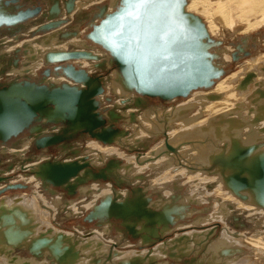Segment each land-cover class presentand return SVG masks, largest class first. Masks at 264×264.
Returning a JSON list of instances; mask_svg holds the SVG:
<instances>
[{
    "label": "bare ground",
    "instance_id": "bare-ground-1",
    "mask_svg": "<svg viewBox=\"0 0 264 264\" xmlns=\"http://www.w3.org/2000/svg\"><path fill=\"white\" fill-rule=\"evenodd\" d=\"M85 1H88V6H85L86 2L79 1L81 5H84L83 8L80 5L79 9L77 8L79 10L78 14H71L69 16L72 17L68 19L74 21L78 20L80 19V14L86 9H94L98 6L107 5L105 0ZM41 2L43 7L40 9L41 12L44 11L42 13V15H44L49 10V7L46 6L45 0H41ZM54 2L52 3L54 4ZM74 5H76L75 2ZM186 10L197 16L202 15L205 17L207 24L203 22L211 37L218 34L223 35V33L227 31L232 32V34H230L231 36L234 35V32L240 30L239 33L247 34L258 28L264 27V0H188ZM41 12L39 13V17ZM95 13L97 12L94 10L90 12V14L86 12L85 16H87L90 21L95 20L94 17H92ZM36 22L38 21H34V23ZM97 22L98 21L95 20V23ZM72 24L73 22L70 24V28L68 27V31L71 29L73 33H77V27H79L80 24L79 26L77 25L76 28L72 26ZM63 32H65V29L59 28V30L49 33L48 36H43L40 38L41 40L37 38L38 36H34L35 38L31 37L32 39H30V41L32 42L30 43H27L29 40L25 42H19V40L17 48L21 49L22 46L24 47L27 43L25 45L26 53L24 54L28 56L29 53L31 54L25 61L26 65L33 62L36 66L40 62V59L45 57L44 52L46 49L48 50L50 48L49 51H65L67 47L71 46L69 45L70 41L68 40L65 42V37H62ZM59 33H61V36H59ZM67 33L70 34V32H66V34ZM10 34L12 33L10 32ZM79 34L81 35L80 32ZM12 36L14 35L12 34ZM58 36L61 41L57 43L49 42L51 40L50 38L55 40ZM253 39L257 40L255 37ZM255 41L253 40V43H255ZM71 42H73L74 45L87 44L86 41L81 40L78 34ZM257 42L255 45L248 43L245 47L256 48ZM15 43H17V41ZM88 44L90 45V43ZM90 47L91 48L88 50L98 54L100 58L99 62L104 65L103 68L107 71V76H97L102 85L104 84L105 87L109 83V87L107 88L120 94L122 97L121 103L124 104V107L132 108L134 106L132 109L137 111L144 107L149 109L151 104L147 99L139 98L142 102L136 104L138 99H136L134 95L122 92L117 83L113 82V78L109 80L108 72H110V65L108 55L94 45ZM223 50L229 51V49L226 48H223ZM227 52L222 55V61L226 63L230 62L231 59ZM103 54L104 56H102ZM33 58L35 59L34 61ZM28 60H31V62ZM84 63L85 61H83L82 64ZM24 68L23 70H26ZM32 68L29 67L27 70L32 72L36 70H32ZM89 68L91 69V67ZM14 74L17 79L21 76V73L14 72ZM93 77H95V75ZM191 95L190 99L182 103L173 104V102L169 106H162V110H160L162 113L153 110L157 115L155 117H153L155 114L151 117L146 116V114L144 116L145 119L143 117L144 120L142 122L140 121V127L143 129V132L141 131L142 133L134 132L132 136L120 135L116 139L119 144L113 143L121 147L140 149V147L146 146V141H149L151 137L160 134L166 135V145L164 144L157 149L148 150L149 152L145 155L143 154V156L139 154L128 156L114 146L89 142L90 144L88 147L91 148V151H93L95 155L91 158L92 155L89 156V154H86L88 158L82 157L80 160L82 164L87 163V166L84 167L85 175L74 177L67 182V185L73 191L71 194L74 195H70L69 192L62 188L53 187L50 183L36 179L30 171V168L34 165L49 160L71 162L70 160L64 161L60 154V151L63 152L66 149L65 147L69 146L62 145L59 148L54 146V149L59 151L56 155L48 153V148L40 150L42 152L39 153L29 147L31 138H37L35 135L27 136L26 140L20 139L21 142L19 143H21L23 147L11 151L13 156L10 157L7 164L11 165V168L7 170V166L3 169V177L7 171H20L21 168L24 167V169L20 171L24 179H22L21 176L20 181L22 183L18 184L14 182L11 183L4 177L5 180L0 183V191H6L7 189L5 188L7 185H26L29 188L35 187L39 192L34 190L33 196L23 194L0 198V264H116L122 260L131 258L134 259L132 261L133 264H145V260H149L148 262L151 264H170L168 260L164 263H156L154 261L151 262V259H158L160 257L159 253L162 251L165 252L171 248L172 250L178 248L176 249L178 251L191 249L195 252L198 249L199 253L201 249H211L214 244L219 246V248H216L217 246L213 248L218 249H215L216 253L221 250L230 251L228 256L223 257L224 262L218 263L219 261H217L216 264H264V231L254 230L255 227H257V223H259V225H264V209L254 207L249 200L243 202L233 196L230 191L225 190L223 188L222 178L219 174H207L203 172V168H210L209 153L207 152L211 151L213 148L221 149L223 145L235 139H239L244 143L260 141L263 144L264 52H258L242 61L238 70L231 72L215 82L213 87L209 90L193 92ZM161 103L167 104L165 102ZM194 107L197 108V111L193 113L191 111ZM152 108L154 109L153 106ZM132 113L135 115L134 121H136V117H138L136 111L134 112L131 110L127 116H131ZM118 116L122 118L121 115L118 114ZM123 116L127 119L125 115ZM175 126L177 130L174 129L176 128ZM53 129L55 128L53 127ZM167 129H170V132L169 130L166 132ZM59 131V128L54 130L55 133ZM63 134L65 135V131ZM56 135L58 137L61 136V134ZM149 135L151 137H148ZM126 136H129V138ZM165 148L169 151L166 152L167 150ZM4 149L3 146H0V153L4 152ZM159 150H162L161 155L156 154ZM109 156L112 159L107 163L106 158ZM89 162L94 163L96 168H89ZM119 165L120 168H118ZM147 167H151L154 171L155 169H160V173H155L157 176H154L153 181H151L152 186L148 183L138 182V180L145 179L142 173H144ZM94 169L98 172L100 170L107 171L106 169H110L111 173L116 175L117 179H119L120 184L117 186L119 189L116 188L111 178L108 185L102 183L100 179L79 184L75 182L78 178L88 179L91 174L98 173ZM130 173L132 175L131 178L128 176ZM180 184H188L189 187H191L188 195L183 197V194L182 196L179 193L177 194V191L179 192L181 189ZM133 189L135 190L133 192V198L128 199V193L132 192ZM41 191L45 194L52 195L51 200H47L49 197L43 198L42 194L39 195V193H42ZM151 194L158 195L161 198L157 203H152V205L161 204L162 208L151 210L148 204L150 202L147 204L141 202L143 199H140V195L151 197ZM76 195L79 196V198H85V200L77 201L76 199H70ZM104 195H114L116 196L115 199L126 200L118 202V206L114 209L112 207L108 209L106 205L108 210L101 207L93 212L96 216H101V218L99 219L96 217L90 222L94 223L95 220H98V223H95V225L99 224L98 226L102 227V230H88L78 226L77 235L74 232H66L58 229L60 225L58 226L57 224L59 223L55 222V220L59 219L58 215H60L59 220L66 217L69 219L87 217L89 214L88 211L91 210L94 204H98L97 202H99L101 196ZM172 196H175L176 199H178L179 196L178 200H180L179 203L182 204V207H180L182 210L178 211L179 207L174 203H170ZM209 198L213 200V202L215 201L214 211L208 217L199 216V219L196 220L195 223L201 224L210 220H218V222L224 223L223 228L214 226V228L212 227L211 229L201 232L190 231L187 232V234H179L176 235L174 239H168L150 250L146 249L150 246L149 244L142 245L143 242H149L151 244L154 243L155 239H162L160 233L161 229L157 230V228L154 227L157 225L155 224L156 221L159 220L163 226L166 224L167 228L165 227V229H163V232H166L169 230L168 227H170L167 224L168 219L173 218L174 213L176 217L181 216L183 206L192 203L201 205ZM60 199L64 201L61 203ZM114 201L113 198L110 197L105 203H113ZM17 204H19V206ZM24 205H26L25 207L27 208H24ZM142 209H146V213H151L145 214L148 219H151L150 221H153V223L150 222V228L147 229L149 232H146L151 233V237H154V239L143 236L141 240H137L136 244H131L130 240L127 239V230H129L128 227L131 228L134 231L133 234L136 235L135 238H137L140 228L131 224H136L139 219L136 213L145 212H143ZM201 210L194 207V209L186 213L187 219L191 214L197 212L201 213ZM112 211L116 213H121L123 211L130 213L125 215V219L120 218L123 221V225L126 227V233L124 235L121 233L119 236H111L112 238L110 237L111 239H109L107 243L105 241V238H108L106 234L110 233L114 225V223L109 220L113 217L111 216ZM170 214L173 217L169 216L168 218L167 215ZM140 216L144 215L141 214ZM241 218H243L246 223L248 222L247 225L254 227L252 231L253 234L247 235L246 233L233 232L229 226H227L230 224L229 219L234 221L232 222L233 227H235V223H238L237 225H243ZM260 219L262 220L261 222H259ZM186 223L187 222H182L176 225L177 227H175L177 229L174 228L170 235L175 230L182 231V227L183 225L186 226ZM217 224L220 225V223ZM217 230H220V236L218 240L213 242L214 244L212 243L210 246H207L204 240H201L200 243L199 240L197 241L196 239L209 236L207 233L212 234L214 231L217 232ZM180 239L184 240L176 244ZM191 242L196 246L191 244ZM126 245L129 247L143 248L144 250H114L116 247L123 249ZM236 245L240 247H236ZM197 246H201V249ZM243 247L249 250V252L233 256V254L241 252ZM23 249H25L23 252V256L25 257L21 258L19 253ZM31 249H34L36 254L33 252L30 254L29 251ZM171 255L173 256V254ZM217 259H219V257Z\"/></svg>",
    "mask_w": 264,
    "mask_h": 264
},
{
    "label": "water",
    "instance_id": "water-1",
    "mask_svg": "<svg viewBox=\"0 0 264 264\" xmlns=\"http://www.w3.org/2000/svg\"><path fill=\"white\" fill-rule=\"evenodd\" d=\"M74 2L75 0H68L65 3L67 15L74 11ZM187 3L188 0H115L96 11L93 17L98 20L97 23L95 20H89L91 30L85 38L91 45L108 55L109 80L113 78V82L117 83L122 92L134 95L138 99L136 104L142 102L139 98L158 99L165 103L186 99L194 91L210 89L226 74L225 67L229 63L222 61V55L227 51L223 50V41L213 39L209 35L203 20L186 10ZM37 5L38 0H0V32L2 27H7L8 32L13 31L15 36L21 30L27 29L26 25L19 27L22 24L38 23L36 27L38 29L29 34L33 37L59 30L66 23V19L58 18L61 13L57 3L50 6V9L40 17L38 14L41 9L34 8ZM10 6V10L16 12L14 15L5 13L4 8ZM23 7L24 9H20ZM34 21L38 22L34 23ZM0 35L2 36V33ZM70 35H66L67 37L62 35V37L69 38ZM14 40L18 42L20 38L17 37ZM0 41L3 44L1 39ZM245 41L246 38H242L236 50L230 52L231 62H236L241 56L249 55V52L245 50ZM90 46L88 49L91 48ZM99 59L98 54L91 50L49 51L43 58V63L47 66L54 65V72L46 67L43 72L46 78L42 81L38 83L30 81L29 72H25L19 77L24 78L21 82H17L16 78L8 82H0V145L5 148L1 154L10 159L13 156L11 148H22L19 142L23 138L19 136L26 130L29 136L37 137L33 141L36 150H45L55 146L56 143L60 145L64 139L81 132L87 133L95 141L105 145L118 143L116 139L120 135H127L125 130L115 128L114 122L109 121L121 119L114 110L107 114L99 112L102 104L99 98L102 97L105 89L99 77H93L87 70L76 68L70 63L74 60H86L89 63L94 62L93 68L98 69L102 66ZM14 64L16 66L17 61ZM50 72H53L55 80L61 78V81L51 80ZM4 74V70H0V81L5 77ZM110 100L106 98V101ZM121 109L124 111L127 107ZM134 116L132 113L128 117L130 122L134 121ZM34 123L38 124L33 125ZM59 124L64 125L65 135L42 136L45 129ZM164 137L166 145V135ZM14 139L17 141L11 145L7 144ZM127 150L130 152L133 149L127 148ZM161 151L159 150L156 154L161 155ZM207 153H209L210 168H203L205 170L203 172L219 174L223 187L231 194L243 202L249 200L257 208L264 209V146L262 142L244 143L235 139L223 145L221 149L213 148ZM7 166V170L11 168V165ZM85 166L87 163L82 164L77 160L71 162L49 160L34 165L30 171L36 179L74 195L71 194L73 191L67 182L77 177L80 174L79 171ZM23 169L24 167L21 168ZM106 170L93 173L88 179L78 178L75 182L79 184L99 179L110 182L111 178L117 187L120 184L119 179L111 173L110 169ZM3 174L4 171L0 170V183L5 180ZM18 187L23 186L7 185L5 189ZM110 197L115 201L105 203ZM115 197L114 195L101 196L99 205H93L85 220L91 221L98 217L93 212L101 207L106 208V205L108 209L116 208L118 202ZM179 210L182 209L179 207ZM128 213L130 212L112 211L111 216L115 219H125ZM136 214L140 220L144 221L141 227L143 224L153 223L146 217V213H142L144 216H140L141 213ZM167 216L169 218L171 214ZM183 216L185 217V215L178 217L183 219ZM98 218L100 219L101 216ZM106 218L108 219V216ZM176 219L174 217L168 219L167 224L170 227L166 232H163L166 224L163 226L159 220L155 222L162 226L160 232L162 237L173 231ZM98 225L96 227H99ZM128 229L132 231L131 228L128 227ZM131 234L135 237V234ZM30 252L36 254L34 249ZM133 260L125 259L116 264H133ZM152 261L154 258L151 259Z\"/></svg>",
    "mask_w": 264,
    "mask_h": 264
},
{
    "label": "rangeland",
    "instance_id": "rangeland-1",
    "mask_svg": "<svg viewBox=\"0 0 264 264\" xmlns=\"http://www.w3.org/2000/svg\"><path fill=\"white\" fill-rule=\"evenodd\" d=\"M35 1V0H34ZM46 1V6L47 7H49V9H50V6H52L53 5V3L52 2H54L55 0H45ZM68 0H59V2H58V0L56 1V2H54V3H57L58 5H59V7H60V17H58V18H60V19H66V23H64V26H61L60 28H64L65 29V32H63V35L65 36V37H67L66 35L67 34H69V33H67L66 34V32H70V34H73V36H71L70 34V36L71 37H69V38H65L64 40H65V42H67L68 40L70 41L69 42V45H71V46H69V47H67L65 50H70V49H72V50H74V49H78V50H84V51H88V47L91 45V43L90 42H88V40L85 38V35L86 34H88L89 32H90V30H91V28H90V26H89V18H87V16H85L86 15V12L87 13H89L90 14V12H93V10L95 11V9H96V11L98 12L99 11V8H101V6H98V7H96V8H94V9H86L85 11H83L81 14H80V19H78V20H70V19H68L69 17H72V16H69V15H67L66 14V5H65V2H67ZM86 2V4H85V6H88V1H85V0H75V3H76V5H74V7H75V9H79V6L81 5L80 4V2ZM106 1V3L108 4V3H110L111 2V0H105ZM48 2V3H47ZM94 3H98V2H94ZM101 3V2H100ZM38 4L41 6V7H43V4H42V2H41V0H38ZM97 5V4H96ZM99 5V4H98ZM83 4L81 5V7L83 8ZM89 6H90V4H89ZM103 6V5H102ZM64 7V8H63ZM74 9V10H75ZM76 10V11H74V12H72L71 14H74V15H76V14H78V11L79 10ZM63 11V12H62ZM44 12V11H43ZM43 12H41V14H40V16L42 15V13ZM70 14V15H71ZM82 15V16H81ZM93 15V14H92ZM79 16V15H78ZM200 17H201V19L205 22V24H207V22H206V20H205V17L204 16H202V15H199ZM38 17H39V14H38ZM86 17V18H85ZM93 17V16H92ZM204 17V18H203ZM75 19H76V17H75ZM96 21H98L97 19H96ZM73 22V24H72V26H75V28H76V26L78 25L79 26V24H80V26L79 27H77V33H73V30H71V29H69V31H68V27L70 28V24ZM82 22V23H81ZM83 22H85V23H83ZM11 28V27H10ZM35 29H38V28H34V29H32L31 31H30V33H32L33 31H35ZM1 30H2V28H1ZM236 30V29H235ZM56 31V30H55ZM237 31V30H236ZM241 31V30H240ZM240 31H237V32H234V35L233 36H231L230 34H232V32H224L223 33V35H221V34H218V35H215L214 37H212L213 39H217V40H221V41H223V46H224V48H226V49H229V51L227 52V54H229L230 55V52H232V51H234V50H236V47H237V45L238 44H240L241 43V39L242 38H246V41H245V44L244 45H246V44H248V43H251L252 45L254 44L255 45V43L257 42V40H258V42H257V44H256V48L254 47V48H252V47H246L245 48V50L247 51V52H250L249 53V55H247V56H243V57H241V58H239L236 62H231V59H230V62H228L229 64L225 67V69H226V74L224 75V76H222L221 78H223V77H225V76H227L228 74H230L231 72H233V71H236V70H238V68H239V65H240V63L242 62V61H244L245 59H247V58H249V57H251V56H253V55H255V54H257L258 52H264V27H262V28H258L257 30H254V31H252V32H249V33H247V34H242V33H239ZM8 32V31H7ZM52 32H54V31H52ZM79 32L81 33V35L79 34ZM11 33L12 34H14L13 33V31H11ZM30 33H28L27 34V36H24V37H20V41L19 42H21L22 40H24V38H26L24 41H22V42H25V41H28L27 43H30V42H32V41H30V39H32L30 36H29V34ZM51 33V32H50ZM18 34V33H17ZM66 34V35H65ZM74 34H76V35H74ZM77 34L80 36V38H81V40H84V41H86L87 42V44L86 45H84V44H76V45H74L73 44V42H71L72 41V39H74L76 36H77ZM9 35H11V34H9ZM41 34H37V35H35V37L36 36H40ZM49 35V33L48 34H46V36H48ZM10 37H14V36H10ZM34 37V38H35ZM257 38V40L256 39H253V38ZM15 38H17V37H15ZM21 38H23V39H21ZM41 40V39H40ZM253 40L255 41V43H253ZM15 41V40H14ZM78 41V40H77ZM1 42V41H0ZM16 42V41H15ZM15 42H12V43H7L6 44V46L7 47H9V50L11 51V52H13V54L15 55V61H17V63L20 65V63H19V61H18V59H19V57L17 58V60H16V57L18 56V55H20V56H25V57H27V54H24V53H21L22 52V50H26V48H25V45L27 44H25L24 45V47L22 46V48L21 49H19V48H17V45L19 44V42H17V43H15ZM85 43V42H84ZM88 43H90V45L88 44ZM3 47V46H5V44H4V42H3V44H2V42L0 43V47ZM11 46V47H10ZM82 48H81V47ZM15 47V48H14ZM79 47V48H78ZM232 49V50H231ZM50 50V48L47 50H45V55H46V53H48V51ZM103 53V52H102ZM106 54V53H105ZM102 56H104V54L102 55ZM42 60V61H41ZM29 62H31V60H28ZM83 61H85V63L84 64H82L83 63ZM40 62H41V64H40ZM40 62L35 66L34 65V63L33 62H31L30 64H29V66L32 68V67H34V68H32V70H35V71H33L34 73H29V77H30V81H32V82H35V83H38L39 81H42L43 80V78H46V77H44V75H43V72H44V70L46 69V67H48L49 69H51L52 71H53V67H54V65H45L44 63H43V59H40ZM72 65H74L76 68L77 67H80V68H82V69H84V70H87V72L89 73V75H91V76H100V75H102L103 77H105V76H107V71H105L106 69L105 68H103L104 67V65L102 64V66L100 67V68H98V69H94L93 67H92V63H89V62H87L86 60H77V61H71L70 62ZM24 66H27L26 65V63H25V61H24ZM40 64V67L38 68V65ZM86 64V65H85ZM17 65V64H16ZM89 67H91V69L89 68ZM5 72V71H4ZM54 72V71H53ZM53 72H50V73H52L51 74V76H50V79L51 80H54L55 81V79H53V78H51V77H54L53 76ZM5 75V77L2 79V81H0V82H8V81H10V80H12V79H15V77H16V75L14 74V73H7V74H4ZM18 75V74H17ZM220 78V79H221ZM17 79V78H16ZM219 79V80H220ZM22 80H24V78L22 77V78H18L17 79V82H21ZM219 80H217V81H219ZM60 82L61 81V78H57L56 79V82ZM216 81V82H217ZM108 85H109V83H108ZM105 86V89H104V94L102 95V97L101 98H99V100L102 102V104H101V108H100V110H99V112L100 113H102V114H107V112H109V111H111V110H114V112H116L117 114H119V115H121V119H115V120H112V119H110L109 117V121H112V122H114V124L116 125V127L115 128H119V129H123V130H125L126 132H127V135H129V136H132L133 135V133L134 132H138V133H140L141 131L143 132V129L140 127V123L145 119V115L146 116H149V117H151V116H153L154 114V116L153 117H155V116H157L156 115V113L153 111V110H157V112L158 113H162L160 110H162V106H169V105H171L172 103H167V104H162L161 102H157V100H153V101H149L150 102V104H151V110H150V108L149 109H147V108H140L138 111L137 110H135V109H132V108H127L125 111H123L121 108L122 107H124V104L123 103H121V99H122V97L120 96V94L119 93H117V92H114V91H112L111 89H108L107 87H109V86ZM204 91H206V90H209V89H203ZM198 91H202V90H197V91H194V92H198ZM191 96L192 95H190L188 98H186V99H178V100H176L173 104H178V103H182L183 101H186L187 99H190L191 98ZM106 98H110L111 100L110 101H106ZM152 106L154 107V109L152 108ZM158 107H159V109H158ZM136 111V113H137V115H138V117H136V121H133L132 123H130V121H129V118H128V113L130 112V111ZM127 111V112H126ZM152 111V112H151ZM197 111V108H193V110L191 111V112H196ZM151 114V115H149V114ZM125 115L126 116V118L127 119H125V117L123 116V115ZM191 115V114H190ZM143 117H144V119H143ZM141 121V122H140ZM109 123V122H108ZM35 124H38V123H34L33 125H35ZM176 127V126H175ZM55 129H53V127H49V128H47V129H45V131H44V133L42 134V136H49L50 134H61V135H63V129H64V125H62V124H59V125H57V126H55L54 127ZM59 128V132L58 133H55L54 132V130H56V129H58ZM174 128V127H173ZM53 129V130H52ZM174 129H176L177 130V127L176 128H174ZM139 130V131H138ZM168 130H169V132H170V129H167V131L166 132H168ZM141 132V133H142ZM30 134H29V132L26 130L23 134H21L20 136H19V138L21 137V138H23V139H27V136H29ZM33 136V135H32ZM129 136H126L127 138H129ZM147 136V135H146ZM165 135H162V134H160V135H158V136H154V137H151L150 135L148 136V137H151V139L149 140V141H146V146H147V149L145 148V147H140V149H133L132 151H128L127 150V148H130V147H121V146H119V145H117V144H112L111 146H114L115 148H118V150L119 151H121V152H123V153H125L126 155H128V156H130V155H137L138 154V152H140L139 153V155H142L143 156V154L145 155V154H147V152H149L150 150H153V149H157V148H159V146H162V145H164V141H165V137H164ZM34 139H36V138H34V137H32L31 138V140H30V146L29 147H31V149L32 150H34V151H36V152H39V153H41L42 151H40V150H36V148H35V146L33 145V141H34ZM14 141H17V140H11V141H9L7 144L8 145H11ZM93 143V142H96V143H99V142H97V141H95L93 138H91L87 133H76V134H74L73 136H72V138H67V139H64L63 141H61V143H60V145L59 144H57L56 143V145H55V147L57 146L58 148L60 147V146H62V145H66V146H69V147H65V148H63V149H65L63 152L62 151H60V154L62 155V158H63V160L65 161V160H70V161H73V160H78L79 162H80V160L82 159V157H86V158H88L87 156H86V154H89V156H91V158H93L94 157V152L93 151H91V148L90 147H88L89 146V144L90 143ZM99 144H101V143H99ZM263 144H264V141H263ZM87 145V146H86ZM102 145H104V144H102ZM1 146V145H0ZM9 147V146H8ZM14 148H11V151L13 150ZM142 149H146V150H144V151H142ZM48 153H52V154H58L59 153V151L57 150V149H54V146H52V147H49L48 149ZM73 150H75V151H73ZM138 150V151H137ZM149 150V151H148ZM29 151H31V150H29ZM146 152V153H145ZM28 153H30V152H28ZM73 153H77V154H73ZM27 156V155H26ZM110 159H112L110 156L109 157H107L106 158V160H107V163H108V161L110 160ZM116 159V158H115ZM8 162H9V158L8 157H4V155H2L1 153H0V170H3L4 168H6V166H7V164H8ZM34 162H36V161H34ZM81 163V162H80ZM89 164H90V166H89V168H96V165L94 164V163H91V162H89ZM141 166V165H140ZM118 168H120V165L118 166ZM151 167H147V169L146 170H144V173H142L143 175H144V177H145V179L144 180H138V182H140V183H148V184H150V186H152V183H151V181H153V179H154V176H157V174H159L160 173V169H155V171L151 168ZM95 171H97L96 169H94ZM21 171V170H20ZM20 171H16V170H11V171H7L6 173H5V178L8 180V181H10L11 183L12 182H14V183H18V184H21L22 182L20 181L21 179H20V177L22 176V173L20 172ZM98 172V171H97ZM158 172V173H157ZM79 175L78 176H80V175H85V174H83L84 173V169H81L80 171H79ZM82 173V174H81ZM155 173H157L156 175H155ZM20 175V176H19ZM129 176V178H131L132 177V175H131V173H130V175H128ZM19 178V179H18ZM22 179H24V177L22 176ZM185 179V178H184ZM101 182L102 183H104V184H106V185H108V182H104V181H102L101 180ZM181 185V184H180ZM33 188V189H32ZM117 188V187H116ZM191 187H189V185L188 184H182L181 185V189L179 190V192L177 191V194L179 193V194H181V196H182V194H183V197L185 196V195H188V192H190V189ZM225 190H227L225 187H223ZM117 189H119V188H117ZM34 190H36L37 192H39L35 187H31V188H29L28 186H26V185H23V187H18V188H15V189H7L6 191H3V192H1L0 193V198L2 197H7V196H12V195H15V196H19V195H30V196H33V192H34ZM184 190V191H183ZM228 191V190H227ZM42 193H39V195L40 194H42V196H43V198H47V197H49V198H47V200H51V198H52V195H50V194H45L43 191H41ZM133 192L134 191H132V192H130V193H128V195L129 196H127V198L129 199V198H133ZM146 196V195H145ZM180 196V195H179ZM179 196H178V199H179ZM234 196V195H233ZM150 197V196H149ZM236 197V196H235ZM237 199H239L238 197H236ZM70 199H76L77 201H81V200H85V198H79V196H75V197H72V198H70ZM89 199V198H88ZM101 199V198H100ZM161 198L158 196V195H154V194H151V201H149L150 203H149V209H151V210H156V209H158V208H162V205L161 204H157V205H155V206H153L152 205V203H157L159 200H160ZM178 199H176L175 198V196H172L171 197V201H170V203H174L177 207H182V204H180L179 203V201L180 200H178ZM126 200V199H125ZM124 199H121V200H118V198H117V202H122V201H125ZM239 200H241V199H239ZM60 201H61V203L64 201V200H61L60 199ZM163 201H165V200H163ZM242 201V200H241ZM99 202H100V200H99ZM99 202H97L98 203V205H99ZM169 202V201H168ZM21 203V202H20ZM214 204H215V201L213 202V200H211L210 198L206 201V202H204V203H202L201 205H195V204H190V205H187V206H183V211L181 212L182 213V215H185V217L183 216V219H180V217H177V219H176V215H174V218L177 220V222H176V225H178L179 223H182V222H187L186 223V226L185 225H183V227H182V231H178V230H175L170 236H169V238H174L176 235H181V234H187V232H190V231H192V232H201V231H204V230H207V229H211L212 227L214 228V226H216V227H219V228H223L224 227V223H222V222H218V220H210V221H208V222H206V223H195V221L196 220H198L199 219V216H205V217H208L210 214H212V212L214 211ZM18 206H19V204H17ZM209 205H210V207H209ZM26 205H24V208H27V207H25ZM54 206V205H53ZM254 207H256L255 205H253ZM194 207H196V208H198L199 210H201L200 212L201 213H194V214H191V216L189 215V218L187 219V215H186V213L188 212V211H190L191 209H194ZM208 208V209H207ZM204 210V211H203ZM91 210H89L88 211V213L90 212ZM153 212V211H152ZM87 213V214H88ZM58 214V213H57ZM86 214V215H87ZM181 215V216H182ZM207 215V216H206ZM57 217V216H56ZM58 217H59V219H60V215H58ZM54 218H55V216H54ZM85 216L82 218V217H80V218H75V219H69L68 217H66V218H64V219H61V220H59V219H57V220H55V222H57V223H59V224H57L59 227H58V229H61L62 231H66V232H74L75 234H77V227L78 226H80L81 228H86V229H88V230H91V229H96V230H99V229H101L102 230V227H96V225H95V223H98V220H95V222L93 223V222H90V221H87V220H85ZM242 219V224L243 225H237L238 223H235V227H233L232 226V222H234V221H232L231 219H229V222H230V224H228L227 226H229V228L231 229V231H233V232H238V233H246L247 235H249V234H253L252 233V231H253V226L252 227H250L249 225H247L248 224V222L246 223V221L243 219V218H241ZM85 220V221H84ZM109 220H111L113 223H114V225H113V229H111L110 230V233H107L106 235H107V237L108 238H105V241L108 243V240L109 239H111L112 237L111 236H119V235H121V233H122V235H124L126 232V227L123 225V221L120 219H115V218H110ZM235 221H237V220H235ZM262 220L260 219L259 220V222H261ZM141 223H144V221H142V220H140V219H138L137 220V222H136V224H131V225H135L136 227H139L140 228V232L137 234L138 236H137V238H135V239H132L131 237H130V235L127 233V239L128 240H130V243L132 244H136V242H137V240H141L142 239V237L143 236H148V237H151V233H147V232H145L147 229H149L150 228V225L148 224V225H145V224H143L142 225V227H141ZM192 223V224H191ZM217 223H220V225H218ZM197 224V225H196ZM215 224V225H214ZM222 224V225H221ZM163 225V224H162ZM218 225V226H217ZM247 225V226H246ZM53 226H54V224H53ZM52 226V227H53ZM153 226V225H152ZM242 226V227H241ZM256 226L257 227H255V229L254 230H263L264 231V225H259V223H257L256 224ZM262 226V227H261ZM154 227H156L157 228V230H160L161 228H162V226H160V225H156V226H154ZM260 227V228H259ZM175 229H177L176 227H175ZM245 231V232H244ZM179 232V233H178ZM104 233V232H103ZM78 235V234H77ZM35 236H37V235H35ZM219 236H220V230H217V232H213L212 234H210L209 235V237L208 236H206V237H199V239L198 238H196L197 239V241L199 240V242L201 243V240H204V242L206 243V245L208 246H210L213 242H216L217 240H218V238H219ZM111 237V238H110ZM162 237V236H161ZM152 238V237H151ZM154 239V238H153ZM166 240H168V239H165V240H162L161 239V241L159 242V241H157V240H154V243H157V244H155V246H157V245H159L160 243H163L164 241H166ZM184 239H180V240H178L177 242H176V244H178L179 243V241H183ZM191 244H193L192 242H191ZM214 244V243H213ZM194 245V244H193ZM131 246V245H130ZM155 246H153V245H150L149 247H147L146 249L147 250H150V249H153ZM194 246H196V245H194ZM214 246L216 247V248H219V246L216 244H214L213 246H212V248L211 247H209V248H211V249H209V250H205V249H201V246H197V247H199L200 249H201V252H199L198 253V249H197V251L195 252V251H193V250H191V249H187V250H185V251H178V250H176V249H178V248H176V249H173L172 250V248L171 249H169V250H167V251H165V252H161V253H159V255H160V257L158 258V259H154V262H156V263H164L166 260H168L169 261V263L170 264H216V262L217 261H219L218 263H221L222 261H223V257H226V256H228L229 255V253H230V251L228 252L227 250H221L220 252H218V253H216V250H218V249H213L214 248ZM225 246H227V245H225ZM225 246H222V247H225ZM236 247H240V246H237L236 245ZM133 250V251H142V250H144L143 248H135V247H129L128 245H126V247H124L123 249L122 248H119V247H116V248H114V250H117V251H125V250ZM239 249V248H238ZM24 250L25 249H23L20 253H19V256L21 257V258H24L25 256H23L24 255ZM214 250V251H213ZM2 252V251H1ZM225 252H227V253H225ZM249 252V250H247L246 248H244L243 247V249H242V251L241 252H239V253H236V254H233V256H238V255H242V254H246V253H248ZM23 253V254H22ZM29 253L30 254H32L30 251H29ZM171 254H173V256L171 255ZM232 254V253H231ZM219 257V259H217ZM221 257V258H220ZM178 258V259H177ZM222 259V260H221ZM149 261V260H148ZM148 261H144V263L145 264H151L150 262H148ZM179 261H181V262H179ZM153 262V263H154ZM224 262V261H223ZM108 264V263H107ZM237 264H239V263H237Z\"/></svg>",
    "mask_w": 264,
    "mask_h": 264
},
{
    "label": "crops",
    "instance_id": "crops-1",
    "mask_svg": "<svg viewBox=\"0 0 264 264\" xmlns=\"http://www.w3.org/2000/svg\"><path fill=\"white\" fill-rule=\"evenodd\" d=\"M10 8H11V6L9 7V8H4V10H5V13L7 14V15H14L16 12H15V10H10ZM9 9V10H8ZM20 9H24V7L23 8H20ZM95 11H96V9H95ZM3 12V11H2ZM30 22H28V23H25V25L27 26V29L25 30V31H22L21 30V32H19L18 34H16L14 37H10L11 35H9L10 33L9 32H7L8 31V29H7V27H2V32H0V33H2V36L0 37V39L4 42V44H5V46H1L0 47V70H4L5 71V74H9V73H12L13 71L15 72V73H21L22 75H24L25 74V72H27L28 70L27 69H29V64L27 65V66H24V61H26L27 60V58L28 57H30V53H29V56L27 55V57H25V56H20V55H18L17 57H16V60H17V58L19 57V59H18V61H19V63H20V65L17 63V65L15 66V55L13 54V52H11L10 50H9V47H7L6 46V44L7 43H12V42H15L14 41V39H15V37H17V36H19V37H24V36H27V34L28 33H30V31L32 30V29H34V28H36L39 24L38 23H36L35 25H33V24H29ZM24 24H22L21 26H19V27H22ZM6 29V30H5ZM43 36H45V35H40V36H38L37 38L38 39H40V38H42ZM59 36H61V33H59ZM56 37L55 38V40L53 39V38H50L51 40L49 41V42H58V41H61L60 40V37ZM27 38V37H26ZM53 39V40H52ZM57 39V40H56ZM59 39V40H58ZM24 40H25V38H24ZM24 40H22V41H24ZM56 47V46H55ZM7 51V52H6ZM5 53V54H4ZM21 53H26V50H22V52ZM25 68H24V67ZM23 68L24 69H26V70H23ZM12 69V70H11ZM24 72H23V71ZM18 71V72H17ZM22 71V72H21ZM13 72V73H14ZM29 73H31L30 71H28ZM51 78H53V77H51ZM43 79H45V78H43ZM54 79V78H53ZM2 81V80H1Z\"/></svg>",
    "mask_w": 264,
    "mask_h": 264
},
{
    "label": "flooded vegetation",
    "instance_id": "flooded-vegetation-1",
    "mask_svg": "<svg viewBox=\"0 0 264 264\" xmlns=\"http://www.w3.org/2000/svg\"><path fill=\"white\" fill-rule=\"evenodd\" d=\"M32 7H33V6H32ZM34 8H41V6L38 4L37 6H34ZM147 100H149V101L157 100V102H160L158 99H152V98L147 99ZM33 145L35 146L34 142H33ZM6 167H7V166H6ZM139 188H140V187H139ZM132 191H135V190L133 189ZM140 197H141V198H140L141 200L143 199L141 202H143V203H145V204H147L149 201H151V197H149V196H142V195H140ZM146 198H147V199H146ZM148 204H149V203H148ZM142 211H143V212L145 211L144 213H146V209H142ZM141 214H142V213H141ZM146 214H148V213H146ZM130 232L133 233L134 231H133V230L131 231V230L129 229V230H127V233H129V235H130L131 238H135L136 235H135V237H133L132 234H131ZM158 234H159V233H158ZM207 235H210V233H207ZM169 236H170V234H167V235L163 236V237H162V240H165V239H172V238H173V237H172V238H169ZM208 237H209V236H208ZM153 238H154V237H152V239H153ZM155 240H156V239H155ZM157 241L160 242L161 240L159 239V240H157ZM143 244H144V245L149 244V245H153V246H155V244H157V243H151V244H150L149 242H145V243L143 242ZM149 245H148V246H149Z\"/></svg>",
    "mask_w": 264,
    "mask_h": 264
}]
</instances>
